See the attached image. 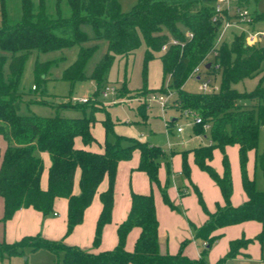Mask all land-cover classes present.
Wrapping results in <instances>:
<instances>
[{
  "label": "trees",
  "instance_id": "obj_1",
  "mask_svg": "<svg viewBox=\"0 0 264 264\" xmlns=\"http://www.w3.org/2000/svg\"><path fill=\"white\" fill-rule=\"evenodd\" d=\"M218 0H138L132 10H122L119 0H21V15H8L4 0L0 5V140L7 142L0 148V194L5 200L3 220L11 218L22 208L33 206L45 214L54 211L56 197L68 198L67 233L84 220L86 208L92 203L100 183L108 177V186L100 193L102 210L97 220L94 244L102 240L105 225L112 220L115 202V182L121 160L131 158L135 148L140 150L138 169L144 170L152 181H158L159 158L164 149L149 140H132L122 145L116 140H105L103 151L77 147L75 139L81 136L85 144L96 140L92 126L96 120L91 104V114L66 116L61 113L40 115L22 113L26 91L21 78L28 57L35 51L48 52L62 48L79 50L76 58L62 70V79L75 84L80 80H95L98 88L108 77L116 55L133 53L144 40L147 45L146 62L161 51L165 75H170L167 85L155 91H168L175 96L170 106L180 111L188 108L202 118L195 122L197 133L210 126L213 143L194 147L197 164L207 170L218 183L222 203L215 210L206 208V220L194 224L196 236L207 244L200 256L192 257L181 249L176 252L160 251L159 219L153 193L132 191L131 209L118 225V243L109 249L92 251L68 244L64 239H51L41 233L28 234L19 240H0V253L13 254L25 247L35 250L47 247L63 251L57 264H225L226 260L242 253L253 239L238 237L230 240L224 256L215 262L207 258L209 249L223 233L217 231L226 225L245 220H264V189L247 173L248 151L258 144L260 126L264 124V39L254 43L246 40V30L235 32L230 40L226 33L218 41L222 15L216 11ZM249 7V0H242ZM250 9V8H249ZM252 19H263L264 13ZM224 16L229 15L224 9ZM218 17L215 19V16ZM221 16V17H220ZM232 19V18H231ZM93 27L92 32L85 28ZM192 32L193 36H188ZM175 37L178 43H170ZM107 40L108 49L88 68L90 58L98 50L100 40ZM92 42L91 44H87ZM7 61V62H6ZM6 62L7 70L4 64ZM208 72H221V84L214 92H189L183 85L200 63ZM211 66L206 67V63ZM51 61L36 59L34 65L35 88L46 83L43 73ZM258 76V84L251 90L240 91L233 83ZM96 90V92H97ZM247 99L252 100L246 102ZM30 101V100H27ZM90 101L68 99L61 109L85 110ZM108 132L110 123L103 120ZM175 124L173 118L169 125ZM238 146L241 183L246 199L234 205L231 202L232 180L226 146ZM222 152L221 173L210 163L214 149ZM51 156L49 184L41 186L45 168L41 154ZM183 167L189 173L188 151H183ZM80 169V192H74L77 171ZM164 194L167 197L166 191ZM135 226L141 228L133 249L126 246L127 237ZM255 238L262 241L264 228ZM244 254V253H242Z\"/></svg>",
  "mask_w": 264,
  "mask_h": 264
},
{
  "label": "rangeland",
  "instance_id": "obj_2",
  "mask_svg": "<svg viewBox=\"0 0 264 264\" xmlns=\"http://www.w3.org/2000/svg\"><path fill=\"white\" fill-rule=\"evenodd\" d=\"M119 1L122 10L129 12L138 0ZM248 4L254 15L264 13V0H249ZM4 5L10 17L13 19L20 17L21 0H4ZM233 14L234 11L231 7L229 15L232 16ZM85 28L90 32L93 30L90 24H86ZM260 29L264 30V18L251 20L250 15L246 21H234L233 25L225 32L226 39L230 40L235 32L242 30L248 32ZM99 43L98 50L88 62V68H92L95 62L108 49L107 40H100ZM146 49L147 45L143 40L133 53L116 55L106 81L102 83L98 90V84L95 80H80L75 84H71L69 80L60 78L63 68L76 58L79 50L78 45L72 48H62L48 52L35 50L28 57L21 78L20 87L26 91L24 96L26 101L20 111L22 113L40 115L61 113L66 116H81L91 114V104L95 102L98 107L94 110L96 120L92 126V131L96 138L92 142L94 149H103L107 137L113 141L119 137L122 145H127L132 140H149L161 145L164 153L159 158V180L152 181L147 172L136 169L140 155L138 148H135L131 158L123 160L118 169L114 191L115 199L116 196L119 200L123 199L125 194L130 195L131 191H136V188L147 190V192L140 193H153L157 212L159 210L161 214L162 229L165 233L167 249L169 248L170 252L176 253L181 249L182 241L186 240L183 248L184 252L192 250L196 252L197 249L201 252L204 249V239L196 236L193 223L200 225L204 222L206 208L213 210L216 207V195L220 192L218 183L207 170L197 164L193 156L188 158L190 165V172L188 173L183 167L182 154L185 150L188 151L200 145L213 143L212 131L210 126H206L204 131L197 133L194 129L195 116L193 114L185 113L170 105L164 109L158 101L150 99L153 90L161 89L168 84L170 75H165L160 56L161 51L156 52L154 57L146 62ZM36 59L51 61L43 73V77L47 79L46 83L41 84L37 88L34 86V65ZM6 62L4 64L5 70H7ZM208 78H211L212 84H221V72L219 70L213 73L202 69L201 78H198V74L191 75L183 87L189 92H199L201 81ZM258 81V76L247 77L233 83V86L240 91L251 90L258 84ZM106 84L117 88L116 93L104 97L101 91ZM83 95L90 96V103L85 110L59 108L63 101L71 100L72 96ZM174 96L175 93H173ZM251 101L250 99L246 100V102ZM172 117L177 119L175 124L169 125V119ZM105 119L110 123L108 132L103 122ZM179 126L184 127L181 136L178 135L177 131ZM79 138L81 139V136ZM183 139L186 140V143L181 142ZM227 148L232 194L234 193L236 197L242 193L238 149L234 144L227 146ZM216 162H218L219 167H216ZM212 165L219 172L222 170L221 150L218 147L214 149ZM246 168L248 175L255 179L257 187L264 189V124L260 126L257 147L248 152ZM180 170L182 171L181 173ZM237 184L239 186L238 189L236 187ZM164 190L167 197L164 194ZM54 210L60 212V215L57 214L55 216L53 212H50L47 216L60 218L62 211L56 207H54ZM113 221L112 216V220L106 226L112 224ZM2 224L3 220L0 219V240L5 239L3 236L4 225ZM89 225L90 220H87L86 224H84L87 228L81 230V233L78 234L76 228L67 233L66 222L64 234L80 239L86 238L89 235ZM233 227L232 231L224 230V233L213 243L207 255L208 260L210 262L217 261L218 258L224 256L227 252L230 240L244 236L253 239L247 246L250 257H231L226 260L225 264H264V238L262 241L255 238V235L264 228V220L261 222L248 221L246 226L238 225ZM95 230L96 224L94 225L90 241H82L84 243L79 244L81 247L92 251L103 249L104 241H108V239H104L105 228L103 229L102 240L98 245L93 242ZM6 241L11 240L7 239ZM64 241L67 243L66 240ZM132 246L134 247V245ZM63 254L62 250L55 251L47 247H40L35 250L25 247L20 252L13 254L0 253V264H57L62 260Z\"/></svg>",
  "mask_w": 264,
  "mask_h": 264
},
{
  "label": "crops",
  "instance_id": "obj_3",
  "mask_svg": "<svg viewBox=\"0 0 264 264\" xmlns=\"http://www.w3.org/2000/svg\"><path fill=\"white\" fill-rule=\"evenodd\" d=\"M174 120H176L177 118L172 117ZM178 131V129H177ZM184 131V130H183ZM182 132V131H181ZM181 132L178 131V135L181 136ZM80 136H77L75 139V144L77 147H83V148H87V149H91L94 151H103V149L101 150H96L92 147V143L90 144H85L84 141L79 138ZM193 138V137H192ZM152 143L157 144L156 142L151 141ZM181 142L186 143V140L183 139L181 140ZM7 145V142L5 141V139H1L0 140V148L3 151L5 149ZM232 145V144H230ZM236 145V144H234ZM229 146V145H227ZM226 146V148H227ZM237 146V145H236ZM225 148V150H226ZM193 149V148H192ZM190 149L188 150V158L189 156H193V158L195 159V154L194 151ZM238 149V146H237ZM139 150V149H138ZM227 150H229L227 148ZM249 152V151H248ZM43 159H44V164H45V168L42 174V179H41V186L43 188H47L48 184H49V168L51 165V156L50 153L48 151H43L41 152ZM139 155H140V150H139ZM183 157V154H182ZM213 159V158H212ZM212 159L210 160V163L212 164ZM125 160V159H124ZM139 160H140V156H139ZM239 160V157H238ZM123 162V160L120 161L118 169L121 165V163ZM139 164V161H138ZM221 164H222V152H221ZM216 167L218 166V162L215 163ZM222 166V170L219 172L221 173L223 171V165ZM138 167V165H137ZM136 167L137 170H141L138 169ZM144 171V170H142ZM146 172V171H145ZM182 171L180 170V173ZM80 174L81 171L80 169H78L77 171V175H76V181H75V185H74V192L75 193H79L81 188H80V184H79V179H80ZM251 177V176H250ZM240 178H241V173H240ZM105 182V183H104ZM241 182V179H240ZM108 186V177L106 176L104 178V180L100 183L99 188H98V192L96 193V195L94 196V200L92 205L90 204L85 211V215H84V220L78 224L75 228H76V232L81 233V230H85L87 227L84 226V224H86L87 220H90V225H89V235H87V237H89L87 239L86 238H75V237H70L67 236L66 234H64L65 228H66V222H67V214H68V198L63 197V196H58L56 197L55 201H54V207L59 208L62 211V215L60 218L58 217H49L47 216V214L43 213V211L33 207V206H28V207H22L20 209H18L14 215L7 219V220H3L2 217L4 215V210H5V200L4 197L0 194V219L3 220V224L4 225V238L7 240H11V241H15V240H19L21 239L23 236L28 235V234H36V233H41L44 236L51 238V239H64L67 241L68 244H74V245H78L80 243H84L89 242L91 237H92V231L94 228V225H97V220L98 217L100 215V212L102 210V200H101V196L100 193L105 190ZM237 189H238V184L236 185ZM241 188H242V193H240V196H234V193L231 194V202L236 205L239 204L241 202H243L246 199V194L243 190L242 187V183H241ZM219 189V186H218ZM136 191L138 192H147V190L144 189H137ZM219 194L217 193L216 195V199H217V204L216 207L213 209L215 210L217 208L218 203H222L223 199H222V195H221V191L219 189ZM132 193V191H131ZM156 203V200H155ZM158 203V202H157ZM131 209V194H125L124 198L119 200V198L115 199L114 202V208H113V222L110 225H105V230H104V239L108 241L105 242L104 241V246L103 249H109V248H113L117 243H118V225L127 218L129 212ZM157 210V207H156ZM56 212V214H55ZM54 215L57 216V214L60 215V212H58L57 210L53 211ZM158 215V219H159V239H160V251L162 253L165 252H170L167 249V243L165 242V233L162 229V222H161V214L160 211L158 210L157 212ZM66 218H65V217ZM206 217H207V213H206ZM205 217V220H206ZM204 220V221H205ZM248 221H253V220H245L242 222H238V223H233V224H229L224 226L221 229H218L217 231H222L224 233V230H233V226H246V223ZM257 221V220H254ZM261 222V221H260ZM117 227V229H116ZM75 230V229H74ZM141 228L139 226H135L131 229V231L128 234L127 237V243L126 246L128 249H133L134 247L132 245H135L136 239L139 236ZM43 231V233H42ZM96 231V230H95ZM222 233V234H223ZM82 237V236H81ZM106 237V238H105ZM241 237V236H239ZM66 238V239H65ZM238 238V237H236ZM4 239V240H5ZM94 240V238H93ZM84 241V242H82ZM248 246V245H247ZM247 246L245 248H243V250H241L242 253L245 254H238L236 256L238 257H243V258H249L250 254L247 251ZM81 247V246H80ZM87 249V248H86ZM101 249V250H103ZM100 251V250H96L95 252ZM186 254L192 256V257H198L200 256V251H198V249L195 251H187L185 252ZM129 264H134V263H129Z\"/></svg>",
  "mask_w": 264,
  "mask_h": 264
},
{
  "label": "built area",
  "instance_id": "obj_4",
  "mask_svg": "<svg viewBox=\"0 0 264 264\" xmlns=\"http://www.w3.org/2000/svg\"><path fill=\"white\" fill-rule=\"evenodd\" d=\"M242 0H218L216 2V11L218 12V15H222V22L218 29V41L222 38V36L225 34V32L228 30V28L233 25L234 21H246L247 18L250 17L251 11L249 7L246 4L241 3ZM2 3V0H0V5ZM233 8L234 14L232 19L229 17L224 16V9H227L229 13V9ZM218 15L215 16V19L218 17ZM221 17V16H220ZM233 20V21H232ZM188 36H193L192 32H187ZM264 39V30H251L248 31L246 34V40L248 43H254L257 40ZM179 40L175 37H172L169 42L163 45L162 49L166 50L168 45L170 43H178ZM203 63L198 64L192 72V75L198 74V78H201V71L203 69ZM219 85L212 84L211 78H208L207 80L201 81L200 84V90L204 92H214L218 91ZM117 88L106 84L102 89V94L104 97L109 96L110 94H115ZM174 91L168 87V91H155L153 92L152 96L150 97L151 100L158 101L161 106L165 109L167 106L170 105L171 99L173 98ZM90 99L89 95H83V96H72L73 101H81L86 102ZM185 113H190L195 116L194 120L195 122H201L202 118L200 116H196L194 112L188 108L184 109ZM178 131L181 132L184 130L183 126H179ZM56 214V212H55ZM207 244V241H204V245Z\"/></svg>",
  "mask_w": 264,
  "mask_h": 264
},
{
  "label": "water",
  "instance_id": "obj_5",
  "mask_svg": "<svg viewBox=\"0 0 264 264\" xmlns=\"http://www.w3.org/2000/svg\"><path fill=\"white\" fill-rule=\"evenodd\" d=\"M211 66V62H208V63H206V67H210Z\"/></svg>",
  "mask_w": 264,
  "mask_h": 264
}]
</instances>
